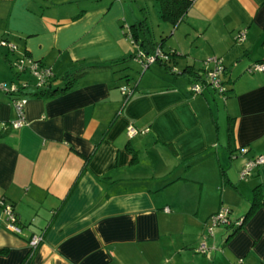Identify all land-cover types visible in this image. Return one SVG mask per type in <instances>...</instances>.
<instances>
[{
	"label": "crops",
	"instance_id": "crops-1",
	"mask_svg": "<svg viewBox=\"0 0 264 264\" xmlns=\"http://www.w3.org/2000/svg\"><path fill=\"white\" fill-rule=\"evenodd\" d=\"M129 5L0 0V39L15 46L0 48V83L29 85L17 128L0 90V264H264V203L238 228L208 230L221 205L237 220L256 187L264 201V163L239 175L264 155V71L246 70L264 61V0H194L161 31L175 74L158 62L118 63L137 48L129 25L143 7ZM14 50L52 70L57 92L35 94L36 78L13 71ZM212 58L226 67V95H193L185 67L203 71ZM1 201L12 205L18 233L7 229ZM33 234L42 235L34 250Z\"/></svg>",
	"mask_w": 264,
	"mask_h": 264
},
{
	"label": "built area",
	"instance_id": "built-area-1",
	"mask_svg": "<svg viewBox=\"0 0 264 264\" xmlns=\"http://www.w3.org/2000/svg\"><path fill=\"white\" fill-rule=\"evenodd\" d=\"M245 37L244 32H240L239 35L237 36L238 40H243ZM0 44L1 45H7L11 50L15 49V46L7 43L4 40L0 39ZM138 56H143L141 51H138ZM159 56L161 59H166V54H163L160 49H156V53L154 55H150L148 57H144L145 61L141 62L142 67L145 69L148 67L151 63L156 62L157 57ZM210 62L213 63V66L205 71L204 74V81H195L191 84V92L193 95H198L203 92L204 89L209 88L222 96H225L228 89L226 86V82L224 81V65L221 61L220 58H212L209 60ZM13 66L17 68L19 73L23 72H29L30 75L34 76L36 78V83L34 84V87H41L44 84L47 83L48 78L53 75L51 73V70L44 65H42L39 61L37 60H32L29 58H17L15 65ZM248 72H257V71H264V62H255L250 65V67L247 70ZM17 73V72H16ZM19 83V84H18ZM27 82H17V81H12L9 82L8 84L6 83H0V90L8 94L12 98V102L14 104L15 110L18 115V119L15 120L12 123V126L17 128L22 126L25 121L23 117V108L24 105L27 102V97L24 94L23 91L26 87H28ZM121 93L127 98L131 94L130 87L122 86L121 88ZM126 100V99H125ZM128 132L129 134H137L139 131L133 127L129 126L128 127ZM147 129L142 130L141 132H145ZM247 152L246 148H242L241 153L245 154ZM264 163V155H257L254 157H250L246 160L244 163L243 167L240 170V177L245 178L251 174V172L256 168L258 165ZM2 210L6 216V227L8 230L11 232H19V227L16 225L17 223V218L16 214L13 210V207L10 203L2 202ZM209 222L210 225L208 226V230L211 231L212 227L218 226V225H231V224H240L241 219L234 220L231 216V210L227 207H221L217 212L212 214L209 217ZM42 240V235L40 234H33L30 239H29V247L30 249L34 250L38 244ZM206 249L205 243H202L200 248L198 249L200 252H204Z\"/></svg>",
	"mask_w": 264,
	"mask_h": 264
},
{
	"label": "trees",
	"instance_id": "trees-1",
	"mask_svg": "<svg viewBox=\"0 0 264 264\" xmlns=\"http://www.w3.org/2000/svg\"><path fill=\"white\" fill-rule=\"evenodd\" d=\"M194 0H157L158 3V8H159V17L163 21L168 22L172 27H175L178 22L182 19L184 14L186 13V10L190 7ZM129 36L130 39L132 40V43L137 45V50L134 51L132 54L129 56L122 58L119 60L118 63H123L127 62V60H133V59H139V61L143 62L145 61L144 57H148L150 55H154L156 53V49H160L163 54H166V59H161L159 56L157 57L156 62L161 64L166 72L170 74H175L176 72L173 70L174 69V56L175 52L172 51H164L162 46L164 45L165 39L161 37L160 42L154 41L152 35H151V30L146 22L145 18H142L139 21H135L129 25ZM138 51L143 54V56H138ZM257 62H264V61H257ZM255 63V62H253ZM251 63V64H253ZM141 64V63H140ZM250 67V64L247 66L246 70ZM194 71L191 67H185L184 72L191 77L192 82L195 81H200V80H205L204 79V74L205 71ZM224 73L226 71V67L224 66ZM226 80V79H225ZM224 80V81H225ZM51 83L52 80H48L46 84H44L41 87H35V94H54L57 92V90H52L51 88ZM19 84V83H18ZM228 89V88H227ZM130 91L132 93V88H130ZM131 95V94H130ZM129 95V96H130ZM127 96V98L129 97ZM127 98H125L127 100ZM231 132V129L229 130V133ZM231 135V133H230ZM258 188L256 187L254 189V196L253 200L251 203V206L248 210V212L242 217L239 218L241 219V223L237 225V228L240 227L243 222L249 217V215L254 211V209L264 203L262 201V196L260 191L257 190ZM233 225V224H231ZM230 226V225H227Z\"/></svg>",
	"mask_w": 264,
	"mask_h": 264
},
{
	"label": "rangeland",
	"instance_id": "rangeland-1",
	"mask_svg": "<svg viewBox=\"0 0 264 264\" xmlns=\"http://www.w3.org/2000/svg\"><path fill=\"white\" fill-rule=\"evenodd\" d=\"M74 1H76V0H74ZM129 3H130V5L129 6H131V8H133L134 10H137V11H140L139 9L141 8V7H143V10L141 11L142 12V14H140V12H139V15H141L140 16V18L142 19V18H145V20H146V22L148 23V25H149V27H150V30H151V35H152V37H153V39L155 38V40H157V42H160V39H161V37H163L164 39H165V43H167L166 41L169 39V32H167V33H161V31L163 30V29H165V32L166 31H169V30H171V28H173L172 27V25H170V24H168V22H164L163 20H161L160 19V17H159V13H158V11H157V8H158V3H157V0H129ZM66 5H68V4H66ZM75 5V4H74ZM136 13H138V12H135L134 14H136ZM134 14H130V16L128 17V19L129 18H131L132 17V19H137L136 17V15L135 16H133ZM132 15V16H131ZM167 29V30H166ZM164 31V30H163ZM129 40V44H130V46H133V45H135L136 47H137V45L136 44H134V43H132L131 42V40L130 39H128ZM132 43V44H131ZM0 48H5V49H7V51L8 50H10L11 51V49L7 46V45H1L0 44ZM136 50H137V48H136ZM18 53H17V50H14V53L12 54L13 55V57H12V60H11V66H12V68H13V71L16 73V74H19V75H22L21 73H19V71L17 70V68H16V66L14 67L13 66V64L15 65V63H16V60H17V58H16V55H17ZM129 66H131V67H128L126 70H128V73H131L132 71H133V69H134V67H133V63L132 62H129ZM153 64V65H152ZM150 66H151V69H153V68H159V66L157 65V64H155V63H152ZM143 68V67H142ZM147 68V67H146ZM139 69V68H138ZM143 70V69H142ZM142 70L140 69V71L142 72ZM136 71H137V69H136ZM146 71V70H145ZM140 72V73H141ZM51 73L53 74V72H52V70H51ZM131 75H133V73L131 74ZM135 77L136 76H139V73H137V72H135ZM24 76V75H23ZM53 76H54V74L53 75H51L49 78H48V80H52V78H53ZM132 77V76H131ZM31 79H33V80H35L34 78H31ZM129 79V78H128ZM129 81L131 82L132 81V78L131 79H129ZM124 86H126V85H124ZM120 91H121V89H120ZM125 97V96H124ZM129 126H133V125H128L127 127H126V131H127V134L129 135V136H133L134 134H129V130H128V127ZM133 127H135V126H133ZM136 128V127H135ZM137 129V128H136ZM138 130V129H137ZM222 207H226V206H224V205H221ZM219 210V209H218ZM217 210V211H218ZM216 211V212H217ZM219 226H221V225H219ZM223 226V225H222Z\"/></svg>",
	"mask_w": 264,
	"mask_h": 264
}]
</instances>
